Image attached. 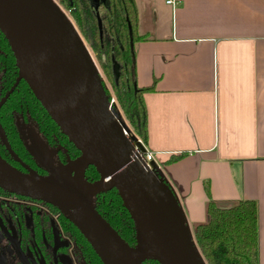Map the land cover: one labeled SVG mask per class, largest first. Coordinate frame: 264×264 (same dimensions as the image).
<instances>
[{"label":"crops","instance_id":"obj_1","mask_svg":"<svg viewBox=\"0 0 264 264\" xmlns=\"http://www.w3.org/2000/svg\"><path fill=\"white\" fill-rule=\"evenodd\" d=\"M133 0L145 148L192 235L208 200L253 201L264 264V0Z\"/></svg>","mask_w":264,"mask_h":264},{"label":"water","instance_id":"obj_2","mask_svg":"<svg viewBox=\"0 0 264 264\" xmlns=\"http://www.w3.org/2000/svg\"><path fill=\"white\" fill-rule=\"evenodd\" d=\"M96 9L98 0H87ZM0 34L19 81L79 155L46 175L25 166L0 140L18 170L0 158V190L46 204L68 220L103 264H205L167 185L137 155L109 109L93 60L52 0H0ZM116 66L113 67L116 79ZM92 167L98 179L87 182ZM114 189L135 229L129 247L98 215L93 198ZM0 228L3 226L0 221ZM8 238V237H7ZM9 239V238H8ZM10 240V239H9ZM21 263L18 246L10 241Z\"/></svg>","mask_w":264,"mask_h":264},{"label":"trees","instance_id":"obj_3","mask_svg":"<svg viewBox=\"0 0 264 264\" xmlns=\"http://www.w3.org/2000/svg\"><path fill=\"white\" fill-rule=\"evenodd\" d=\"M58 1L92 51L110 84L119 111L134 134L145 144L146 111L142 95L152 89L139 88L135 84L133 45L142 38L136 32L137 13L133 0H98L96 9L87 0ZM114 66L117 68L116 79L113 74ZM17 77L14 58L0 34V98L14 86ZM103 89L110 99L108 92L104 87ZM19 115L27 117L34 124L44 144L56 150L61 163L79 155L49 119L26 84L19 81L0 107V129L12 153L26 166L38 174H46L36 165L19 138L15 127V118ZM0 158L21 170L9 157L1 141ZM84 178L87 182H94L98 176L92 167H88ZM93 205L108 226L129 247L134 248V225L122 207L116 191L111 189L97 194L93 198ZM48 208L52 213H58L55 209ZM204 213V221L194 225L192 235L205 264H258L257 213L253 201L243 200L230 205H219L208 200ZM32 222L36 229L45 223L39 221L37 216ZM58 223L77 248L84 264H103L76 228L61 214L58 215ZM142 264L158 263L144 261Z\"/></svg>","mask_w":264,"mask_h":264},{"label":"flooded vegetation","instance_id":"obj_4","mask_svg":"<svg viewBox=\"0 0 264 264\" xmlns=\"http://www.w3.org/2000/svg\"><path fill=\"white\" fill-rule=\"evenodd\" d=\"M64 163L60 162V165ZM45 172L47 174V171ZM59 214V212L52 213L46 204L10 195L0 190V221L3 226V230L0 228V264H23L9 244L11 240L18 246L24 264H63L65 263L64 258L59 259L57 254L65 257L71 250H73L76 259L82 261L77 248L59 226ZM35 216L38 217L39 221L45 222L37 229L32 222Z\"/></svg>","mask_w":264,"mask_h":264},{"label":"rangeland","instance_id":"obj_5","mask_svg":"<svg viewBox=\"0 0 264 264\" xmlns=\"http://www.w3.org/2000/svg\"><path fill=\"white\" fill-rule=\"evenodd\" d=\"M52 1L55 3V5L63 12V14L71 22L73 28L75 29L77 35L79 36L81 42L85 46L87 52L89 53L91 59L93 60V62L95 64V67H96V69L99 73V76L101 78L103 87L108 92L109 96L113 97L108 80L106 79L105 75L103 74L102 70L100 69L99 65L97 64V61L95 60V57H94L92 51L90 50V48L87 46V44L83 40L79 30L77 29V27L75 26V24L73 23L71 18L68 16L65 9L59 3V1L58 0H52ZM110 109L113 112V114H114V111H116V114H114V116L117 119V121L119 122V124L121 125V127L123 128V130L126 132L127 136L130 139L137 137L134 134V132L131 130L130 126L128 125L127 121L124 119L121 112L119 111L116 103H115V105L112 104ZM113 109H114V111H113ZM15 126H16L17 133L19 135V138L22 141L23 146L32 155V157H33V159H34V161L38 167H40L41 169L48 172V171H51L52 169H54L55 167L60 165V161H59L58 156L55 152L56 150H54L53 148L47 147L43 143L42 139L40 138L39 134L37 133V130H36L34 124H32L31 121L27 117H25V119H23L22 116H18L15 120ZM149 166L151 169L154 168L152 162L149 163ZM22 203L25 204L24 202H22ZM65 242L67 243V241H65ZM73 254H74L73 250H71V252L68 255H66L65 257L58 255V254H57V257L59 259L61 257L64 258L65 263H63V264H83L82 261H80V259H76V256H74Z\"/></svg>","mask_w":264,"mask_h":264},{"label":"built area","instance_id":"obj_6","mask_svg":"<svg viewBox=\"0 0 264 264\" xmlns=\"http://www.w3.org/2000/svg\"><path fill=\"white\" fill-rule=\"evenodd\" d=\"M164 2L166 5H169V6H172L174 4V0H165ZM115 103L116 102H115L114 98L112 96H110L109 109L111 108L112 104L115 105ZM123 132H124V135L129 140L133 149L136 151L138 157L150 168L149 163L153 161V157H154L153 153L148 151L145 148L143 142L138 137H134V138L130 139L124 130H123ZM151 170L155 171L154 168H152Z\"/></svg>","mask_w":264,"mask_h":264}]
</instances>
